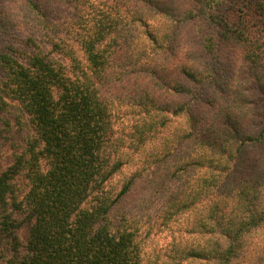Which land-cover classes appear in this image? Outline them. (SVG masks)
Here are the masks:
<instances>
[{
	"label": "trees",
	"instance_id": "trees-1",
	"mask_svg": "<svg viewBox=\"0 0 264 264\" xmlns=\"http://www.w3.org/2000/svg\"><path fill=\"white\" fill-rule=\"evenodd\" d=\"M0 264H264V0H0Z\"/></svg>",
	"mask_w": 264,
	"mask_h": 264
}]
</instances>
